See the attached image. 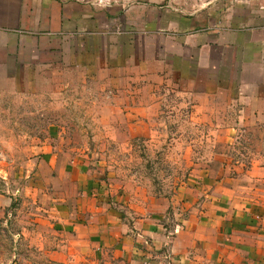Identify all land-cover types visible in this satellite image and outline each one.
Instances as JSON below:
<instances>
[{
	"label": "rangeland",
	"instance_id": "rangeland-1",
	"mask_svg": "<svg viewBox=\"0 0 264 264\" xmlns=\"http://www.w3.org/2000/svg\"><path fill=\"white\" fill-rule=\"evenodd\" d=\"M197 1H206L197 32L136 37L133 11L114 33L51 50L40 70L6 66L0 73V207L36 182L38 158L49 151L131 191L140 187L170 199L209 181L260 186L253 176L264 168V0ZM232 30L242 36L232 38ZM88 50L93 74L70 63ZM118 65L110 78L102 72ZM124 96L126 107L112 104ZM124 108L131 109L120 116ZM126 129L138 134L122 137ZM3 223L0 251L12 241Z\"/></svg>",
	"mask_w": 264,
	"mask_h": 264
},
{
	"label": "crops",
	"instance_id": "crops-1",
	"mask_svg": "<svg viewBox=\"0 0 264 264\" xmlns=\"http://www.w3.org/2000/svg\"><path fill=\"white\" fill-rule=\"evenodd\" d=\"M192 6L198 8L193 13H175ZM205 7L197 0H0V73L8 65L40 70L51 50L61 53L69 41L114 33L133 11L136 37L194 33L204 23ZM92 51L70 63L93 74L94 61L87 58ZM118 66L102 72L110 78ZM111 99L126 107L125 96ZM129 109H120V116ZM132 131L121 136L138 134ZM38 159L36 182L0 207L12 236L0 264H264V168L253 176L260 184L254 190L241 180L209 181L170 199L83 170L63 152Z\"/></svg>",
	"mask_w": 264,
	"mask_h": 264
}]
</instances>
